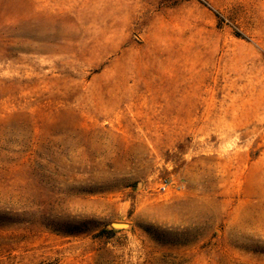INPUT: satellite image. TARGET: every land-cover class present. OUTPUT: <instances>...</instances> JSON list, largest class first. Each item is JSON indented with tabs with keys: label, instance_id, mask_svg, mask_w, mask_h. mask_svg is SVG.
<instances>
[{
	"label": "rangeland",
	"instance_id": "1",
	"mask_svg": "<svg viewBox=\"0 0 264 264\" xmlns=\"http://www.w3.org/2000/svg\"><path fill=\"white\" fill-rule=\"evenodd\" d=\"M0 264H264V0H0Z\"/></svg>",
	"mask_w": 264,
	"mask_h": 264
},
{
	"label": "built area",
	"instance_id": "2",
	"mask_svg": "<svg viewBox=\"0 0 264 264\" xmlns=\"http://www.w3.org/2000/svg\"><path fill=\"white\" fill-rule=\"evenodd\" d=\"M165 184H166V183L163 182V183L161 184V186H160V189L165 190V189H166L165 187L167 186V184H166V186H165Z\"/></svg>",
	"mask_w": 264,
	"mask_h": 264
},
{
	"label": "water",
	"instance_id": "3",
	"mask_svg": "<svg viewBox=\"0 0 264 264\" xmlns=\"http://www.w3.org/2000/svg\"><path fill=\"white\" fill-rule=\"evenodd\" d=\"M116 226H124L125 223H115Z\"/></svg>",
	"mask_w": 264,
	"mask_h": 264
}]
</instances>
